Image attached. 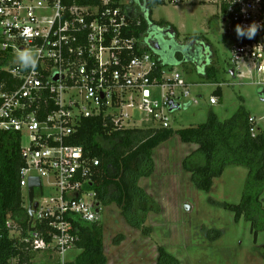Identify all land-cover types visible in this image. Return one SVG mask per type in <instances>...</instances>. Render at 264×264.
<instances>
[{"label":"built area","instance_id":"2783aa9c","mask_svg":"<svg viewBox=\"0 0 264 264\" xmlns=\"http://www.w3.org/2000/svg\"><path fill=\"white\" fill-rule=\"evenodd\" d=\"M79 1L0 0V51L14 58L25 52L37 57L34 69L12 62L5 69L11 85L0 86V136L18 135L19 187L27 211L29 180L41 184L34 188L36 208L26 234L11 220L5 227L21 253L51 254L59 260L79 242L74 223H99L102 206L87 188L94 184L99 161L70 143L81 122L101 118L112 132L169 129V115L175 111L170 109L180 108V99L189 96L178 73L155 75L143 36L134 35L139 21L128 0ZM191 1L161 2L178 6ZM196 1L214 7L224 24L232 75L248 78L264 91V29L252 40H238L235 34L237 24L264 25V0ZM209 103L217 100L212 97ZM248 121L255 134L256 120Z\"/></svg>","mask_w":264,"mask_h":264},{"label":"rangeland","instance_id":"374dc122","mask_svg":"<svg viewBox=\"0 0 264 264\" xmlns=\"http://www.w3.org/2000/svg\"><path fill=\"white\" fill-rule=\"evenodd\" d=\"M151 18L175 27L178 43L198 38L210 46L199 66L186 63L165 72L168 78L178 73L189 91L188 97L180 99L179 110L170 113V129L204 124L211 113L223 122L242 108L264 131V97L248 78L231 74L229 43L215 8L196 0L178 6L163 3L151 9ZM12 62L17 63V57ZM206 67L214 70L211 80L202 77ZM238 67L246 77V69L240 64ZM217 88L219 97L214 95ZM212 97L217 100L215 105L209 103ZM196 149V144L184 143L173 135L152 151L151 173L136 182L152 202L144 222L148 235L130 226L115 203L101 206L99 223L106 264H156L159 248L179 264H263L256 249L264 245V231L254 242L249 223L243 218L236 222L234 214L224 207L240 203L247 169L227 166L219 178L212 180L209 191H200L182 166ZM43 191L48 197L47 187ZM262 199L264 204V193ZM80 253L73 248L65 252L63 260L44 253L31 256V260L32 264L72 263Z\"/></svg>","mask_w":264,"mask_h":264},{"label":"trees","instance_id":"16d2710c","mask_svg":"<svg viewBox=\"0 0 264 264\" xmlns=\"http://www.w3.org/2000/svg\"><path fill=\"white\" fill-rule=\"evenodd\" d=\"M99 0H81V5H97ZM162 0L148 3L146 11H139V25L134 27V35L146 36L152 31L164 28L177 37L176 28L168 22H154L151 9L163 4ZM187 40V41H186ZM163 51H149L156 66L155 75L162 70H173L181 64L199 66L204 61V52L210 47L205 39H185L184 43L171 40ZM147 49V48H146ZM148 50V49H147ZM13 57L0 51V86H10L11 78L4 69L12 64ZM213 68L204 69L202 77L214 78ZM158 77V76H157ZM8 88V87H7ZM219 97V88L214 91ZM264 97V95H261ZM250 115L242 108L231 118L218 121L212 113L206 123L173 131L172 129H133L112 132L110 127H103L101 118L85 119L70 140L72 146L83 149L89 159L100 163L94 184L88 189L94 191L102 205L115 203L125 221L132 227L149 234L144 226L152 202L137 187L140 177L151 173L153 166L151 153L162 143L177 135L184 143H194L197 149L182 162L183 168L191 175V180L200 191H209L212 180L219 178L227 166L246 168L247 180L241 201L238 205L224 204L234 214L238 222L243 218L250 225V231L256 242L258 234L264 231V131L249 123ZM22 160L19 153L18 135L12 132L0 136V264H30L31 256L21 253L15 247V241L9 237L5 222L11 220L25 235L29 214L23 208L19 187V170ZM74 233L79 236L76 248L80 255L72 263L65 264H106L102 253L103 228L100 223H74ZM264 264V245L256 249ZM156 264H179L177 259L158 250Z\"/></svg>","mask_w":264,"mask_h":264},{"label":"flooded vegetation","instance_id":"af4514ba","mask_svg":"<svg viewBox=\"0 0 264 264\" xmlns=\"http://www.w3.org/2000/svg\"><path fill=\"white\" fill-rule=\"evenodd\" d=\"M130 11L137 13L139 11H146L148 9V3L154 0H128ZM171 40L177 42L174 38L173 33L167 32L164 28L150 32L144 36V43L148 51L162 52L166 43H172ZM151 44L154 48L151 47Z\"/></svg>","mask_w":264,"mask_h":264},{"label":"clouds","instance_id":"9594fccd","mask_svg":"<svg viewBox=\"0 0 264 264\" xmlns=\"http://www.w3.org/2000/svg\"><path fill=\"white\" fill-rule=\"evenodd\" d=\"M259 2V0H257ZM264 29V25L253 22L248 26L237 24L235 26V34L238 40H252L257 35L258 30ZM19 67L21 69H34L37 64V57L31 52L21 53L17 57Z\"/></svg>","mask_w":264,"mask_h":264},{"label":"water","instance_id":"95a60500","mask_svg":"<svg viewBox=\"0 0 264 264\" xmlns=\"http://www.w3.org/2000/svg\"><path fill=\"white\" fill-rule=\"evenodd\" d=\"M151 47L154 48V46L151 44ZM232 74V72H231ZM264 95V91H260V96ZM174 110H179V106H172V108L170 109V111H174ZM41 184L40 181L38 179H30L28 182V214L30 217V221H29V226L32 223V209L36 208V204H33V199H34V188H40Z\"/></svg>","mask_w":264,"mask_h":264},{"label":"crops","instance_id":"0c3cea01","mask_svg":"<svg viewBox=\"0 0 264 264\" xmlns=\"http://www.w3.org/2000/svg\"><path fill=\"white\" fill-rule=\"evenodd\" d=\"M217 28H219V27H218V24H217ZM32 256H33V255H32ZM34 259H35V258H34ZM33 261H34V260H30V264H32Z\"/></svg>","mask_w":264,"mask_h":264}]
</instances>
